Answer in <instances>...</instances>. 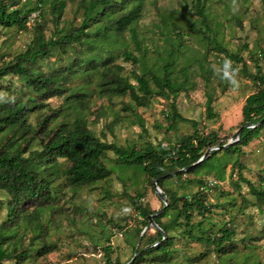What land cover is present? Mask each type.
<instances>
[{"label":"rangeland","instance_id":"1","mask_svg":"<svg viewBox=\"0 0 264 264\" xmlns=\"http://www.w3.org/2000/svg\"><path fill=\"white\" fill-rule=\"evenodd\" d=\"M65 1L66 7L58 22L52 19L49 2L44 4L46 38L54 34L55 26L60 28L79 23L81 11L78 0ZM201 1L209 29L202 23L203 18L195 6L196 0H144L138 19L131 25L136 31V40L130 37V29H127L122 34L125 45L115 43L109 51H98L102 58L112 55L113 63L123 66L122 74L131 77L133 83L136 82L132 79V71L150 81L153 74L162 77L166 64L173 74L181 68H188L191 81L188 92L169 97L154 93L148 106H133L128 94L117 97L99 95L101 78L98 70L78 73L60 81L68 85L71 91L61 97L47 99L42 109L28 114L27 121L31 129L51 108L63 106V113L50 122L49 128H54L61 121L83 119L97 136L108 142L140 146L151 141L155 145H165L194 131L191 121H178L175 128L170 127L167 113L174 102L183 117L197 122L200 133L207 135L214 131L219 140L227 141L242 120L241 108L245 98L256 91L257 86L244 73L242 63H237L234 70L225 74L226 70L218 59L223 58V54H219L213 41L216 40L229 52L242 55L248 72L255 71L254 61L264 72V1ZM132 4V1L129 2L128 7ZM35 15H31L26 30L0 26V63L23 51L34 38L38 32L33 24ZM173 26L186 34L182 43L175 36ZM124 48L134 53L136 62L124 60ZM76 50L70 49L66 55L54 53L34 66L43 72L59 71L69 61L79 58L80 49ZM200 63L204 69L210 70L211 79L208 83L202 78ZM232 78L237 81L236 85L230 83ZM9 91L30 101L42 96L20 76L14 75H8L0 81V93L7 94ZM71 92L85 94V97L72 101L65 99ZM208 95L212 97L215 114L212 118L206 114ZM125 104L133 106L143 125L139 124L133 111L124 109ZM3 139L4 136L0 135V142ZM31 148H40L38 141ZM241 149L242 154L238 159L242 167L239 168L232 160L228 161L224 180H216L213 174L200 175L209 181L210 189L206 192L207 201L212 204L209 216L217 224H231L236 231L235 250L218 255L213 247L186 240L181 235V228L176 227L171 232L176 252L170 261L153 264H264V206H257L246 184L238 181L241 172L242 176L257 183L258 174L264 169V132ZM107 156L113 158L112 153ZM65 165L63 160H58L55 164L46 165L42 172L49 181L54 199L50 201L51 206H37V210L41 221L50 228L46 243L52 251L41 257L25 259L21 264H104L106 257L102 248L107 244L112 247L110 257L113 260L118 259L123 263L131 259L134 250L127 234L136 227H142V224L129 197L139 196L141 203L149 204L152 210H160L163 201L156 194L153 184L141 167L132 166L128 169L116 167L103 182L70 188L65 183ZM182 178L194 179V175L187 174ZM163 186L180 198L179 207L182 199L198 190L197 184L182 183L176 178L166 179ZM8 199L6 192L0 191V224L7 221ZM34 204L29 202L26 207L32 209ZM174 214L162 217V222L170 221ZM199 219L198 213L193 211L192 220ZM143 231L150 235L154 229L149 226L147 229L144 227ZM5 233L7 239L1 248L10 256L28 247L30 237L35 234L23 220ZM202 253L204 256L199 258ZM194 256L199 259L191 260ZM13 263L14 259L6 262Z\"/></svg>","mask_w":264,"mask_h":264},{"label":"trees","instance_id":"2","mask_svg":"<svg viewBox=\"0 0 264 264\" xmlns=\"http://www.w3.org/2000/svg\"><path fill=\"white\" fill-rule=\"evenodd\" d=\"M131 1L133 4L128 7ZM143 1L78 0V8L81 11L79 23L60 28L55 26L54 34L46 38L44 4L49 2L52 19L58 22L66 7L65 0H0V26L26 30L31 15L36 14L33 24L38 31L23 51L0 63V81L8 75L20 76L35 92L42 93V96L35 97L32 101L22 99L10 91L7 94L0 93V135L4 136L0 142V191L6 192L9 197L7 221L0 224V264H6L11 259H14L13 264H21L25 259L41 257L52 251L46 243L50 228L41 221L37 206L52 205L50 201L54 196L49 181L42 172L46 165L55 164L58 160H63L66 164L65 183L70 188L103 182L111 176L116 167H141L151 185L155 178L161 176L157 184L166 200L162 202L163 211L152 218L159 227H152V234L147 235L145 232L142 235V230L148 224L149 216L157 210H152L149 204L141 203L139 196L129 197L130 204L137 211L142 224V227H136L127 234L133 245L132 257L137 253L131 264L170 261L176 252L175 239L171 233L176 227L181 228V235L185 236L186 240L213 247L218 255L235 250L236 231L231 224H217L209 216L212 205L206 197V192L210 189L209 181L200 175L213 174L216 180H224L228 161L232 160L241 168L238 157L242 154V146H246L264 132V72L257 61H254L255 71L248 72L242 55L229 52L216 40L213 41L219 54H223V58L218 59L226 70L225 74L234 70L237 63H242L244 73L257 86V90L245 98L241 108L242 120L237 127H242V130L238 141L229 147H223L229 139L219 140L214 131L207 135L200 133L197 122L183 117L174 102L171 104V111L167 113L170 127L175 128L178 121H191L194 131L165 145H155L151 141L140 146L108 142L97 136L83 119L61 121L54 128H49L50 122L63 113V106L51 108L38 119L33 129L27 121L28 114L42 109L47 99L61 97L71 91L68 85L60 82L61 80L93 70L100 73L99 95L117 97L128 94L133 106H148L154 93L169 97L179 92H188L191 87L188 68H181L178 73L173 74L166 64L162 77L153 74L150 81L132 71V79L136 82L133 83L131 77L122 74L123 66L113 63L112 55L108 54L102 58L98 54L99 50H111L115 43L125 45L122 34L127 29H130V37L136 40V31L131 25L138 19ZM195 6L203 18L202 23L209 29L203 2L196 0ZM173 29L175 36L182 43L186 34L175 26ZM77 48L80 49L79 58L69 61L59 71L43 72L34 66L39 60L49 59L54 53L66 55L70 49L76 52ZM137 49L140 50L139 45ZM122 56L125 61L137 60L134 53L127 48L123 49ZM199 67L203 80L208 83L211 79L210 70L204 69L201 63ZM151 84L157 90H154ZM83 97L85 94L71 92L65 99L72 101ZM133 106L125 104L124 109L133 111L139 124L143 125ZM206 114L209 118L215 115L211 95L207 96ZM35 141H38L40 148H31ZM108 153H112L113 158L108 157ZM187 174H193L194 179L182 178ZM169 178L182 180V183L185 181L186 184H197L198 190L188 198L182 199V205L179 207L180 198L163 186V182ZM238 181L246 184L248 193L257 206H264V169L258 174L256 184L242 176L241 172ZM239 182L236 183L237 187ZM29 202L35 203L32 209L26 207ZM193 211L198 213L199 220H192ZM171 213H175L172 219L162 222V217ZM22 220L26 221L29 229L35 234L30 237L28 247L10 256L1 248L7 239L5 232L10 231ZM119 228L123 229L121 226ZM102 252L106 257L104 264H126L130 260L123 263L118 259L113 260L110 257V244L104 246ZM203 256L202 253L199 258ZM199 258L194 256L191 260Z\"/></svg>","mask_w":264,"mask_h":264},{"label":"water","instance_id":"3","mask_svg":"<svg viewBox=\"0 0 264 264\" xmlns=\"http://www.w3.org/2000/svg\"><path fill=\"white\" fill-rule=\"evenodd\" d=\"M241 130H242V127L238 128V129L236 130V132L233 133V134L231 135V137L229 138L228 142L225 143V144L223 145V147H229L231 144L237 142L238 139H239V135H240V133H241ZM205 155H206V154H205ZM205 155H204V156H205ZM160 178H161V176H160V177H157V178H155V179L153 180V187H154V190H155L156 194H157V195L161 198V200L164 202V201L166 200V198H165V196L163 195V192H162L161 188H160V187L158 186V184H157V182H158V180H159ZM162 211H163V208H161L160 210H157L156 212H154L152 215L149 216V222H148V224L146 225L145 229H147L149 226H152L153 228H159V227L157 226V224L153 221L152 218H153L154 216L160 214ZM144 231H145V230H144ZM144 231L142 232V234L144 233ZM136 255H137V253H135V254L133 255V257H132V258H131L126 264H131V262L133 261V259L135 258Z\"/></svg>","mask_w":264,"mask_h":264},{"label":"clouds","instance_id":"4","mask_svg":"<svg viewBox=\"0 0 264 264\" xmlns=\"http://www.w3.org/2000/svg\"><path fill=\"white\" fill-rule=\"evenodd\" d=\"M230 83H232L233 85H236V84H237V81L235 80V78H232V79L230 80Z\"/></svg>","mask_w":264,"mask_h":264}]
</instances>
